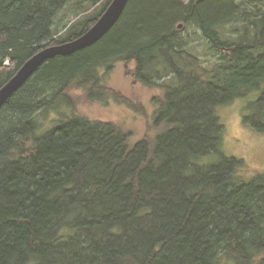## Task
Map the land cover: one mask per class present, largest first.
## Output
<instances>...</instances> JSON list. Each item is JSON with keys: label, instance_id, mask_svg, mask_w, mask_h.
<instances>
[{"label": "trees", "instance_id": "1", "mask_svg": "<svg viewBox=\"0 0 264 264\" xmlns=\"http://www.w3.org/2000/svg\"><path fill=\"white\" fill-rule=\"evenodd\" d=\"M112 1L0 0V88L43 48L86 33ZM74 2L75 22L56 35V17ZM243 5L129 0L102 40L47 61L6 103L0 264H264V173L222 151L219 110L233 102L257 95L243 123L264 132V13L239 40L221 30ZM181 24L209 40L214 64L197 57ZM115 63L163 92L138 141L78 111L82 97L145 113L107 86ZM63 108L71 114L39 134V117Z\"/></svg>", "mask_w": 264, "mask_h": 264}, {"label": "rangeland", "instance_id": "2", "mask_svg": "<svg viewBox=\"0 0 264 264\" xmlns=\"http://www.w3.org/2000/svg\"><path fill=\"white\" fill-rule=\"evenodd\" d=\"M246 1V3H244ZM236 3H243V17L227 24L221 29L225 32L223 39L225 41H236L247 35L244 28H249L251 22L255 21L254 17L260 13H264V0H236ZM78 5L76 2L68 5L63 9L55 19L54 32L56 35L62 34L66 26H70L76 20V12ZM245 16V17H244ZM246 18V19H245ZM184 35L191 39L192 50L195 51L197 57H200L207 65H212L217 60L209 40L196 28L184 29ZM250 29V28H249ZM253 34L250 29V35ZM190 46V47H191ZM7 61L4 67H9ZM105 73L102 72V74ZM106 84L122 94L125 98L133 103L140 104L144 110V114L140 113L123 102H118L112 98L105 102L89 103L86 100L79 99L78 111L85 116L93 119L114 122L122 125L129 130L135 141L142 139L148 131V125L153 121L156 105L153 99L161 96L162 91L156 88L145 87L136 83L126 74V68L123 63H115L109 72ZM79 95H81L79 93ZM257 95H253L244 101H237L225 106L219 110L220 117L226 128V135L222 143V151L227 157H234L243 160L251 174L257 172L264 173V132L258 133L250 126L243 123L244 109L249 102L255 100ZM60 114H71L66 108L61 110H53L47 113L43 118L39 117V121L43 123V129L39 134H43L48 129L54 127V120L58 119Z\"/></svg>", "mask_w": 264, "mask_h": 264}, {"label": "water", "instance_id": "3", "mask_svg": "<svg viewBox=\"0 0 264 264\" xmlns=\"http://www.w3.org/2000/svg\"><path fill=\"white\" fill-rule=\"evenodd\" d=\"M128 2L129 0H113L100 19L86 33L71 42L47 46L30 58L16 75L0 88V111L47 61L58 56H71L102 40L120 20Z\"/></svg>", "mask_w": 264, "mask_h": 264}, {"label": "built area", "instance_id": "4", "mask_svg": "<svg viewBox=\"0 0 264 264\" xmlns=\"http://www.w3.org/2000/svg\"><path fill=\"white\" fill-rule=\"evenodd\" d=\"M7 65H10V62H7Z\"/></svg>", "mask_w": 264, "mask_h": 264}, {"label": "bare ground", "instance_id": "5", "mask_svg": "<svg viewBox=\"0 0 264 264\" xmlns=\"http://www.w3.org/2000/svg\"><path fill=\"white\" fill-rule=\"evenodd\" d=\"M7 62H9V60H6Z\"/></svg>", "mask_w": 264, "mask_h": 264}]
</instances>
